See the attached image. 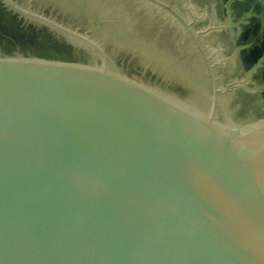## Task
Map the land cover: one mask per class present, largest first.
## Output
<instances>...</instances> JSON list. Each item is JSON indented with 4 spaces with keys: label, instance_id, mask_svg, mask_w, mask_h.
Returning <instances> with one entry per match:
<instances>
[{
    "label": "water",
    "instance_id": "water-1",
    "mask_svg": "<svg viewBox=\"0 0 264 264\" xmlns=\"http://www.w3.org/2000/svg\"><path fill=\"white\" fill-rule=\"evenodd\" d=\"M78 6L0 0V264H264V118Z\"/></svg>",
    "mask_w": 264,
    "mask_h": 264
},
{
    "label": "rangeland",
    "instance_id": "rangeland-1",
    "mask_svg": "<svg viewBox=\"0 0 264 264\" xmlns=\"http://www.w3.org/2000/svg\"><path fill=\"white\" fill-rule=\"evenodd\" d=\"M78 3L82 11L106 22L126 41L133 40L181 73L205 83L209 82L208 66L197 47L198 41L212 65L225 113L238 124L264 118V55L248 63V51L259 38L252 34L247 39L241 37L254 24H264V0H79ZM66 17L72 18L69 14ZM229 21L235 25L227 27ZM186 25L198 33L197 40Z\"/></svg>",
    "mask_w": 264,
    "mask_h": 264
},
{
    "label": "trees",
    "instance_id": "trees-1",
    "mask_svg": "<svg viewBox=\"0 0 264 264\" xmlns=\"http://www.w3.org/2000/svg\"><path fill=\"white\" fill-rule=\"evenodd\" d=\"M257 35L259 42L253 45L248 51L246 61L248 63L256 62L262 55H264V24L260 26L259 24H254L247 30L243 31L241 37L247 39L250 35ZM264 70V67H263ZM264 98V90L262 92Z\"/></svg>",
    "mask_w": 264,
    "mask_h": 264
},
{
    "label": "flooded vegetation",
    "instance_id": "flooded-vegetation-1",
    "mask_svg": "<svg viewBox=\"0 0 264 264\" xmlns=\"http://www.w3.org/2000/svg\"><path fill=\"white\" fill-rule=\"evenodd\" d=\"M40 1L45 3L46 5H48V4L57 5L59 7V13L60 14H62L63 16L69 14L70 16H72V19H74V20H79L78 17L83 16V14L79 10L77 0H40ZM48 6H50V5H48ZM50 7L52 8V6H50ZM64 7L66 9H64ZM67 7H68V9H67ZM84 20H82V21H84Z\"/></svg>",
    "mask_w": 264,
    "mask_h": 264
},
{
    "label": "bare ground",
    "instance_id": "bare-ground-1",
    "mask_svg": "<svg viewBox=\"0 0 264 264\" xmlns=\"http://www.w3.org/2000/svg\"><path fill=\"white\" fill-rule=\"evenodd\" d=\"M79 1V0H78ZM89 4H91V3H89ZM52 6V8L54 9V10H56L57 12H59V7L57 6V5H51ZM90 6V5H89ZM92 7V6H91ZM90 7V8H91ZM69 19V18H68ZM69 20H71V19H69ZM87 27V26H86ZM104 30L109 34V35H111V36H113V37H115V38H117L119 41H121V42H123V43H125V44H127V45H132L133 46V40L131 41V40H129V41H126V39L123 37V35L121 34V33H118L117 31H115V30H113L110 26H107V25H105L104 26ZM120 34V35H119ZM94 36H96V34H94ZM125 36V35H124ZM114 44V43H113ZM133 53L131 54V56L132 57H134V58H136V59H138V60H140V61H142V62H144L145 64H147L148 66H150L151 68H153L154 70H158V72H161L158 68H156V66H154V65H152L151 63H149L148 61H147V59L146 58H144V57H141L138 53H136V52H134V51H132ZM198 84L201 86V87H203L204 88V85H205V83L204 82H198Z\"/></svg>",
    "mask_w": 264,
    "mask_h": 264
}]
</instances>
